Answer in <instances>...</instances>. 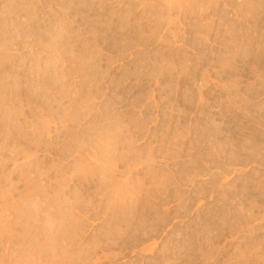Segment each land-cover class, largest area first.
<instances>
[{
  "label": "rangeland",
  "instance_id": "374dc122",
  "mask_svg": "<svg viewBox=\"0 0 264 264\" xmlns=\"http://www.w3.org/2000/svg\"><path fill=\"white\" fill-rule=\"evenodd\" d=\"M0 264H264V0H0Z\"/></svg>",
  "mask_w": 264,
  "mask_h": 264
}]
</instances>
